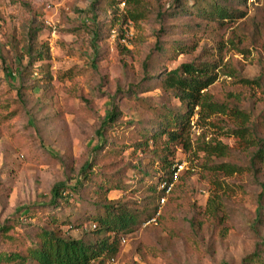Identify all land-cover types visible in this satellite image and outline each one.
Listing matches in <instances>:
<instances>
[{
  "label": "rangeland",
  "instance_id": "374dc122",
  "mask_svg": "<svg viewBox=\"0 0 264 264\" xmlns=\"http://www.w3.org/2000/svg\"><path fill=\"white\" fill-rule=\"evenodd\" d=\"M144 1L149 16L125 23L121 38L119 22L110 30L111 14L100 0H0V226L8 220L16 238L0 239V249L21 246L23 234L54 210L81 222L78 228L61 226L64 233L85 235L92 226L82 219L93 207L96 186L80 180L91 161L92 170L108 178L106 186L122 180L124 187L112 188L109 198L140 201L144 186L161 172L135 144L143 127L157 123L154 109L179 105L158 87L165 70L217 57L221 65L209 91L218 99L238 95L253 121L263 112L264 75L257 88L232 73L251 79L264 74V0H220L237 15L221 22L178 13L173 0ZM36 29L37 41L49 45L48 85H35L39 62L29 69L22 51L27 32ZM112 99L124 123L104 128ZM195 120L191 150L173 143L169 157L190 174L167 201H159L158 222L143 221L124 236L113 264H240L263 247L264 161L249 164L255 147L232 132L230 116ZM256 132L263 137L264 127ZM203 143L226 145L229 153L209 162L230 163L238 171L211 173L206 154L196 149ZM56 187L69 192L57 210L48 205ZM215 198L222 207L218 215Z\"/></svg>",
  "mask_w": 264,
  "mask_h": 264
},
{
  "label": "trees",
  "instance_id": "16d2710c",
  "mask_svg": "<svg viewBox=\"0 0 264 264\" xmlns=\"http://www.w3.org/2000/svg\"><path fill=\"white\" fill-rule=\"evenodd\" d=\"M100 1L104 10L111 14L110 30L115 28V24L119 22L116 30L121 38L125 36L123 30L125 23L136 24L138 20L147 18L150 13L144 0ZM173 2L178 13L195 14L201 20L221 22L232 20L237 16L220 0H173ZM37 32L38 29L31 30L30 34L27 32L22 51L28 58L29 69H32L34 62H39L34 70L38 75L33 79L35 85H48L52 80L48 62L50 60L49 45L47 42L37 41ZM182 49L180 51H183ZM218 60L217 57H210L208 60L193 59L165 70L158 76V87L163 92L170 93L178 100L179 105L174 108L154 109L157 123L150 130L143 127L142 134L135 144L136 149L148 154L146 156L157 162L156 168L161 172L155 182H149L150 184L144 186L140 201L109 198L107 193L112 188L122 189L124 187L122 180H118L115 186H106L108 178L102 176L104 172L92 170L95 162L91 161L82 168L80 183L91 186L93 182L96 186L92 188L95 195L92 202L93 207L82 219V223L91 221L92 228L83 236H70L61 230V226L69 225V228H78L81 222L58 217L54 210L41 223L37 222L30 232L23 234L24 239L21 240V246L1 248L0 264H113L122 250L124 236L139 229L141 223L150 218L155 217L154 222H158L161 216V208L158 209L160 199L164 197L163 203L167 201L174 193L182 176L190 174L186 169L177 171V163L169 157L173 155L171 148L173 143L180 144L185 150H191L190 129L194 116H196V122L208 121L210 116L219 113L230 116L235 124V127L231 128L232 132L240 138H247L255 147L250 155L249 164L255 166L257 162H263L264 136H258L256 129L264 127V110L257 120L253 121L250 113L240 107L238 95L228 94L218 99L209 91V86L218 77L221 65ZM263 75L260 74L251 79L232 73L237 82L244 86L257 88L263 87ZM122 123L124 122L120 107L112 99L110 110L102 122V127L111 128L116 125L120 126ZM196 149L206 154L207 164L211 156L222 157L229 153V148L220 143H203L197 145ZM145 166L140 170L142 174L147 172ZM207 169L213 174L223 172L225 175H231L239 168L230 163L209 162ZM175 171L177 172L176 177L173 176ZM167 188L168 191H166ZM68 193H65L63 188L56 187L48 205L56 210L61 209L66 203ZM221 208L219 199H213L214 215H218ZM260 209L264 211V206ZM11 228L12 224L8 220L1 224L0 239L2 241L16 239L9 232ZM262 246L243 257L240 264H264V241ZM221 264L228 263L222 262Z\"/></svg>",
  "mask_w": 264,
  "mask_h": 264
},
{
  "label": "built area",
  "instance_id": "2783aa9c",
  "mask_svg": "<svg viewBox=\"0 0 264 264\" xmlns=\"http://www.w3.org/2000/svg\"><path fill=\"white\" fill-rule=\"evenodd\" d=\"M176 166H177V171L178 170H181V168H182V164L181 163H178V164H176ZM176 171L173 173V176L174 177H176ZM162 185H164V184H162ZM171 185V184H170ZM170 185L168 186V188L170 187ZM168 188H167V190L166 191H168ZM160 201H161V203L164 201V197H162L161 199H160ZM155 221V217H153V218H150L149 220H147V222L146 223H150V222H154Z\"/></svg>",
  "mask_w": 264,
  "mask_h": 264
}]
</instances>
